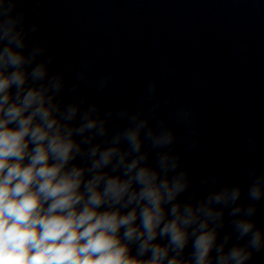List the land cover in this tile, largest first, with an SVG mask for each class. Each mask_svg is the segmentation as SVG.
Segmentation results:
<instances>
[{
    "label": "clouds",
    "instance_id": "9594fccd",
    "mask_svg": "<svg viewBox=\"0 0 264 264\" xmlns=\"http://www.w3.org/2000/svg\"><path fill=\"white\" fill-rule=\"evenodd\" d=\"M26 2L0 0V264H251L264 252V170L233 184L209 172L198 196L176 151L178 126L187 150L199 144L195 107L170 122L156 80L135 109L101 104L112 75L55 67Z\"/></svg>",
    "mask_w": 264,
    "mask_h": 264
}]
</instances>
